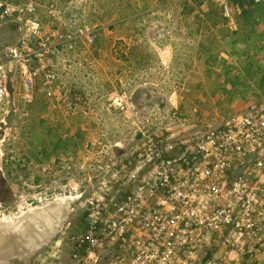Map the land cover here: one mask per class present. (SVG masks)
<instances>
[{
  "label": "rangeland",
  "instance_id": "1",
  "mask_svg": "<svg viewBox=\"0 0 264 264\" xmlns=\"http://www.w3.org/2000/svg\"><path fill=\"white\" fill-rule=\"evenodd\" d=\"M8 1L36 2L44 24L48 28L59 24L60 32L72 37L68 41L72 48H65L66 68L58 69L54 82L38 80L33 102L17 97L21 89L16 77L10 82L18 110L0 126V180L7 185L0 187V223H11L27 210L53 207L56 198L64 201L59 203L61 209L76 220L80 209L68 211L73 203L65 196L76 192L73 182L81 185L84 168L91 172L110 157L116 142L129 154L142 142L143 133L172 132L187 138L208 125L222 123L253 102L243 97L246 84L241 64L249 67L246 71L252 77L255 70L260 71L261 81L258 75L251 85L258 91L264 87L259 84L264 82V67L254 58L258 53L264 63L260 40L264 36L240 37L223 26L215 30L221 20L212 0H55L58 9L53 17L44 7L54 0ZM85 26L97 30L90 41L75 38V32ZM15 27L17 32L12 20L0 22V44L16 41ZM251 44H262L263 50L250 52ZM117 96L126 104L122 110L114 102ZM74 120L84 127L77 136V166L68 161L60 174L42 173L39 163L44 157L37 154L41 141L60 139L55 127ZM52 163L48 169L55 170ZM38 176L49 182L38 184ZM81 198H77L79 208L84 207L85 197ZM62 232L32 250L30 264H59L54 252Z\"/></svg>",
  "mask_w": 264,
  "mask_h": 264
},
{
  "label": "built area",
  "instance_id": "2",
  "mask_svg": "<svg viewBox=\"0 0 264 264\" xmlns=\"http://www.w3.org/2000/svg\"><path fill=\"white\" fill-rule=\"evenodd\" d=\"M57 1L44 7L49 17ZM212 1L232 18V0ZM4 20L17 24V38L0 44V126L18 110L13 77L17 97L31 103L38 80L54 82L72 48L59 24H44L36 2L0 0ZM96 31L81 27L75 38L90 41ZM114 102L126 106L120 96ZM96 178L82 230L65 223L59 230V264H264V96L187 138L143 133L128 157Z\"/></svg>",
  "mask_w": 264,
  "mask_h": 264
},
{
  "label": "crops",
  "instance_id": "3",
  "mask_svg": "<svg viewBox=\"0 0 264 264\" xmlns=\"http://www.w3.org/2000/svg\"><path fill=\"white\" fill-rule=\"evenodd\" d=\"M232 6H233L232 18L227 19V18L222 16L218 5L215 4L214 8L217 11L216 12V14H218L217 17L219 18V20H221V21H218V24L216 25L217 28H215V30L218 28H220V30H222V26H223V27H226V29H229V31L232 35L233 34L234 35L239 34L240 37L245 36L246 38L247 37L250 38V36L255 35V34H258L259 36H262V35L264 36V1H262L260 3H254L251 0H239V1L236 0L234 2L232 1ZM235 6H237V7H235ZM13 29L15 30V34L17 35L16 27ZM260 40L262 41V43H264V38H261ZM252 46H253V48H251L249 51L254 52V54H255V52H259V51L263 50L262 44H253ZM260 57H262V56H260ZM254 58H257L255 61L256 64L261 63V67H264L263 61L260 62L261 58H258V53H256L254 55ZM262 60H264L263 57H262ZM219 64L220 63H218V65ZM241 66L244 69L242 71L243 72L242 76H243V79H244L245 84H246V87H245L244 92H243V97L244 98L248 97V99H250V101L259 100L261 97L264 96V87L262 86L263 89H261L260 91L254 89L253 87H256V86L251 85V84H253V81L251 83V79H254L253 77H255V80H256L257 79L256 77H258V75H259L260 76L259 80H260V78H261L260 71L255 70L254 75L252 77L248 73V71H246L249 67H243L244 64H241L240 67ZM259 80H258V82H259ZM259 84H264V82L259 83ZM246 105L247 104H245L244 106H246ZM44 111H45L44 109H42L40 111V112H42L41 113L42 116H44V114H46V113H43ZM76 114L77 113H72L71 115L79 117V115L78 114L76 115ZM77 123H78V121H76V120L70 121L67 124L61 123V125L59 127H55V129L57 131H59L60 139H56L54 142L51 140H46V141L42 140L41 141L42 149H38V150L36 149V150H37V154L44 157L39 163V165L41 166L40 171L42 173L47 171V173L52 174L51 172L56 173V171H57L58 173H56V174H60L62 172V170L63 169L65 170V167L68 166V164H69L68 161L71 162L70 165L74 164V166H77L76 162L79 158L77 156V154H75V152L77 151V144H79L77 141V136L79 135V137H80V134H83L82 131L84 128L82 126V124L78 125ZM86 127L88 128V125H86ZM90 128L92 129L93 126ZM78 131H80V133H78ZM115 144H114L115 147L113 148V151L111 152L110 157H108L102 165H98L96 167H93L91 172L87 171L86 168L83 169V171H85V173L82 172L84 174V176H83V181L81 182V185L78 186L77 185L78 183H76V182L72 183L73 185L71 187L76 192L74 194L70 193V195H68L69 197L65 196V199L66 198H67V200L71 199L72 203H73L72 208L70 207V210H69L70 212H72V211L77 212V208L79 207V202H81V200H79L77 198L82 197L81 199L83 201L84 197L86 198L87 196H90V194L92 193L90 190H91V188H94L95 183H96V179H97L96 174H100V173L106 171V169L111 167V164L114 161H117L119 159H124V158L129 156L131 151L128 154V153L124 152V149L118 147L119 143L116 142ZM47 146H50L49 148H53L54 155H55L53 158H50V154H49V151L47 150ZM83 153H84V151L82 152V154ZM72 155H73L72 159L68 160V158L71 157ZM85 158H90V155L85 157ZM89 160H92V159H89ZM51 161L55 164V170H54V168L48 169L49 163ZM15 168H17V167L15 166ZM22 173H24V175H25V170H22ZM65 175H63L64 178H65ZM63 176H62V179H63ZM38 178L40 180V183L41 182H49V180L42 179L40 176H38ZM75 186L77 187V189ZM100 188L104 189V187H102V186ZM79 194H81V196H79ZM60 203L62 204V203H64V201L60 202ZM75 204H77V205H75ZM79 209L81 212L84 208L80 207ZM70 214H72V213H70ZM86 214H87L86 210L84 212L82 211L80 213V216L77 217L76 220H74V219L71 220L70 215H69V218L64 222L65 223L64 225L69 224V230L71 232H78V231L82 230V226L84 225L83 223L85 221ZM70 248H71L70 245H67L65 247V249L64 248L63 249L65 251L66 250L68 251V250H70Z\"/></svg>",
  "mask_w": 264,
  "mask_h": 264
},
{
  "label": "water",
  "instance_id": "4",
  "mask_svg": "<svg viewBox=\"0 0 264 264\" xmlns=\"http://www.w3.org/2000/svg\"><path fill=\"white\" fill-rule=\"evenodd\" d=\"M54 201L53 207L32 212L27 210L19 218L11 220V223H0V263L12 257L28 256L32 250L47 244L49 239L56 236L69 213L61 209L60 202Z\"/></svg>",
  "mask_w": 264,
  "mask_h": 264
},
{
  "label": "flooded vegetation",
  "instance_id": "5",
  "mask_svg": "<svg viewBox=\"0 0 264 264\" xmlns=\"http://www.w3.org/2000/svg\"><path fill=\"white\" fill-rule=\"evenodd\" d=\"M29 256H17L8 259L0 264H30Z\"/></svg>",
  "mask_w": 264,
  "mask_h": 264
},
{
  "label": "trees",
  "instance_id": "6",
  "mask_svg": "<svg viewBox=\"0 0 264 264\" xmlns=\"http://www.w3.org/2000/svg\"><path fill=\"white\" fill-rule=\"evenodd\" d=\"M232 1L234 2V1H236V0H232ZM238 1H239V0H238ZM36 180H37V183L39 184V183H40L39 178H37ZM3 183H4V182H3ZM3 183H2V181L0 180V187H3V188L6 189V188H7V185H6L5 183H4V184H3Z\"/></svg>",
  "mask_w": 264,
  "mask_h": 264
}]
</instances>
